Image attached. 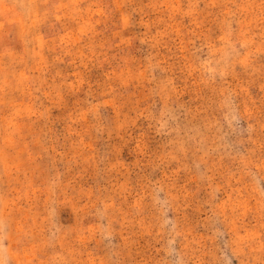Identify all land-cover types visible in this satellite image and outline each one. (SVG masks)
<instances>
[{"label":"rangeland","instance_id":"obj_1","mask_svg":"<svg viewBox=\"0 0 264 264\" xmlns=\"http://www.w3.org/2000/svg\"><path fill=\"white\" fill-rule=\"evenodd\" d=\"M0 264H264V0H0Z\"/></svg>","mask_w":264,"mask_h":264}]
</instances>
